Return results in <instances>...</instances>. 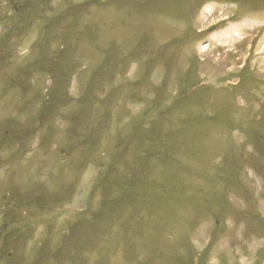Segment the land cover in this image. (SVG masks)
<instances>
[{"label":"rangeland","instance_id":"1","mask_svg":"<svg viewBox=\"0 0 264 264\" xmlns=\"http://www.w3.org/2000/svg\"><path fill=\"white\" fill-rule=\"evenodd\" d=\"M0 264H264V0H0Z\"/></svg>","mask_w":264,"mask_h":264},{"label":"bare ground","instance_id":"2","mask_svg":"<svg viewBox=\"0 0 264 264\" xmlns=\"http://www.w3.org/2000/svg\"><path fill=\"white\" fill-rule=\"evenodd\" d=\"M211 11H212V10H211ZM227 29H228V28H227ZM226 32H227V33H230L229 31H226ZM227 33H226V34H227ZM224 36H226V35H224ZM228 38H229V37H228ZM225 40H226V39H225ZM230 40H231V39H230ZM228 42H229V41H228ZM203 48H204V46H203Z\"/></svg>","mask_w":264,"mask_h":264}]
</instances>
